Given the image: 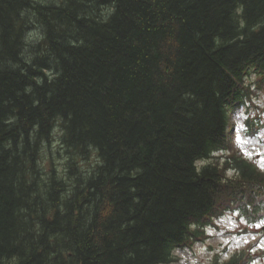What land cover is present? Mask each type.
Returning <instances> with one entry per match:
<instances>
[{
    "label": "trees",
    "instance_id": "trees-1",
    "mask_svg": "<svg viewBox=\"0 0 264 264\" xmlns=\"http://www.w3.org/2000/svg\"><path fill=\"white\" fill-rule=\"evenodd\" d=\"M252 76L264 0H0V264H171L260 221L264 173L218 155Z\"/></svg>",
    "mask_w": 264,
    "mask_h": 264
},
{
    "label": "rangeland",
    "instance_id": "rangeland-1",
    "mask_svg": "<svg viewBox=\"0 0 264 264\" xmlns=\"http://www.w3.org/2000/svg\"><path fill=\"white\" fill-rule=\"evenodd\" d=\"M37 1L49 2L51 0ZM35 35L36 30H33L29 41L35 40ZM259 79L256 76L249 79L253 95L247 106L233 119L234 135L231 150L218 155L223 162L226 157L235 152L248 159L264 173V87L257 88ZM60 136L61 134L56 132V149L59 146ZM57 164L59 167L63 166L61 162L57 161ZM227 175L233 177L235 174L233 171H228ZM204 234L193 245L177 248L174 251L175 261L171 264H224L232 256L242 252L245 255L241 264H264V218L252 223L234 206L210 222L205 227Z\"/></svg>",
    "mask_w": 264,
    "mask_h": 264
},
{
    "label": "bare ground",
    "instance_id": "bare-ground-1",
    "mask_svg": "<svg viewBox=\"0 0 264 264\" xmlns=\"http://www.w3.org/2000/svg\"><path fill=\"white\" fill-rule=\"evenodd\" d=\"M42 31V30H41Z\"/></svg>",
    "mask_w": 264,
    "mask_h": 264
}]
</instances>
